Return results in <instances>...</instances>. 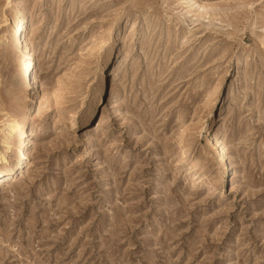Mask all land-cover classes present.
I'll return each mask as SVG.
<instances>
[{
	"label": "rangeland",
	"instance_id": "obj_1",
	"mask_svg": "<svg viewBox=\"0 0 264 264\" xmlns=\"http://www.w3.org/2000/svg\"><path fill=\"white\" fill-rule=\"evenodd\" d=\"M20 15L0 264H264V0H0V172Z\"/></svg>",
	"mask_w": 264,
	"mask_h": 264
},
{
	"label": "bare ground",
	"instance_id": "obj_2",
	"mask_svg": "<svg viewBox=\"0 0 264 264\" xmlns=\"http://www.w3.org/2000/svg\"><path fill=\"white\" fill-rule=\"evenodd\" d=\"M14 33L18 35L17 37L18 47L22 49L23 44L25 43L26 45L27 58L21 59V70H22L21 77L25 79H30L31 77L32 83L31 85L28 86V97H29L30 104L27 108L25 117L23 119L12 120V122L9 124L10 132L14 130L16 131L18 130V133H19V138H18L19 144L17 143L18 153L14 161L11 162L8 169L0 172V176H3L4 172H6L5 175L11 174L13 171L18 172L22 168V165L24 164V162L28 159L30 155V151L32 148V137H33V133L31 131V126H30V119L34 115V112L36 110L35 103L40 94L39 80L35 74H31V70L34 66V60L36 57V53L33 49H30L29 47L30 44H28L26 22L24 21V18L22 15L19 16V20L14 25ZM117 63H118L117 54L115 52H112L107 58L105 66L103 67L101 76L98 80V87L93 97V100L95 101V103H97V101L101 99V95L106 87L105 72L108 71V74L110 75L109 77L112 78V84H113L114 79L117 77V74H118ZM102 117L104 116L102 115ZM103 121L105 120L103 119ZM208 144L215 146L217 148L216 155L217 157L220 158V161L224 165L226 170H228L229 169L228 156H227L228 149H227L226 143L223 140H217L213 136H210L208 138ZM10 147H11V142L8 140L4 144V148L6 149V151H9ZM83 159H85V157L82 154H77L76 161H82Z\"/></svg>",
	"mask_w": 264,
	"mask_h": 264
}]
</instances>
